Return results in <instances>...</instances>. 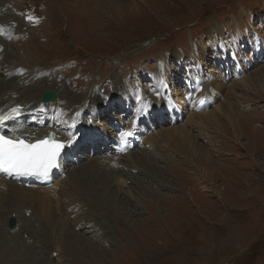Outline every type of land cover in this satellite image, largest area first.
<instances>
[{"label": "rangeland", "instance_id": "rangeland-1", "mask_svg": "<svg viewBox=\"0 0 264 264\" xmlns=\"http://www.w3.org/2000/svg\"><path fill=\"white\" fill-rule=\"evenodd\" d=\"M1 1L0 23L7 11L15 15L12 35L21 39L8 43L12 67L59 73L75 91L83 89L71 114L103 98L93 128L114 139L135 120L140 143L130 150L134 166L116 158V177L105 178L107 190L118 192L116 209L94 194L95 204L74 202L80 194L71 200L66 188L73 183L65 181L71 169L59 178L53 170L47 195L29 191L18 202L0 196V264H264V0ZM162 56L171 81L157 90ZM195 73L202 88L215 76L225 84L190 93ZM239 79H248L245 87ZM142 98L177 111L165 106V115L149 117ZM222 103L234 109L231 124L218 112ZM209 111L216 116L203 117L205 129L186 123ZM182 124L189 134L180 137ZM160 131H169L170 140ZM104 147L91 155H104ZM84 172L79 181L90 187ZM10 216L24 234L8 228Z\"/></svg>", "mask_w": 264, "mask_h": 264}, {"label": "bare ground", "instance_id": "bare-ground-1", "mask_svg": "<svg viewBox=\"0 0 264 264\" xmlns=\"http://www.w3.org/2000/svg\"><path fill=\"white\" fill-rule=\"evenodd\" d=\"M1 2L2 1L0 0V4H2ZM15 19H16L15 15L13 16L11 13L9 14V11H7L6 21H4L5 25L2 22L0 23V26L4 25L3 28L0 27V64L4 65L3 67L4 71L3 73L0 74V134L9 136L14 139H25L29 143H33L36 140H43V139H49V140L57 139L59 142L63 141L65 146L61 150V153H60V157L58 160L59 166L52 168V169L54 171L59 172V175L57 176L58 178L61 172L63 173L71 169L70 173L67 175L65 179V181L71 182V184L73 183L72 184L73 186L68 185V187L66 188V191L69 190L68 194L70 193V195L68 196L72 197L71 200H73V197L75 196L77 197V195L80 194V196L82 195L81 199L75 197L76 201H74L78 204H81L80 206H82V203L87 205L88 201L89 202L92 201V203L94 202L98 203L97 202L98 200L101 203V205L108 203V205L109 204L111 205L110 207L112 208L115 207L116 209V203L118 201L116 203L115 201L119 197L118 192H116L114 195L110 193L108 191V190H111L109 188L110 186L108 187V190H107L106 187L108 184L106 182L107 179L105 178H109V180L112 181L116 177L115 174L117 173L116 172L117 170L115 171V164L118 165L116 158L121 159L123 156H125L126 158L128 157V159L130 160L131 166H134L133 163L135 162V160L130 159L129 157V155L131 154V151H127L123 154H116V151L118 152L119 148H122L121 147L122 142L126 140L127 135H129L130 133H133V130H136L138 128V124L135 122V120H133L134 122L127 123L128 129H125V131L123 132H121V130H118L119 133L117 134L114 133L117 136V138H119V141L117 142L116 140L118 139L111 138V135H109V132L106 129H99L97 127L93 128L92 126L93 121H95V118H97L98 115L100 114L98 111L99 110L101 111L102 105L100 104L102 103L103 98L100 101L97 100L91 103H83L78 108H75L74 113L71 114L69 111L76 106L77 99L80 96H83L85 94L83 89L78 90V92L75 91L74 87H72L71 82L69 83L65 81L66 78L61 76L59 73L52 74L51 72L44 71V70H38L35 72L34 69L32 72L30 70H22L18 68H13L11 65V61L9 60V56H8L9 54L8 43L14 42L16 45L21 44L20 43L21 39H19L17 36L18 34L12 35V33L15 31V28L17 26L14 27L13 25H10V22ZM61 35L63 37L64 34H61ZM203 59L204 57L199 58L201 62L203 61ZM80 63L82 64L84 62L82 61ZM206 63L207 61L204 62V64ZM158 64H159L158 69H157L158 73L156 74L157 77L154 76V83H155L157 90L164 89L167 85V81H171L170 72L166 68L168 67L166 63V58H164L163 56L159 57ZM22 65L24 67L31 68L26 64H22ZM71 66H72V63L69 62L68 70H70ZM255 75L258 77V83H259L262 75L259 76L258 73H255ZM194 76H195L194 78H196L195 83L191 87L194 91L201 92L202 90H204V88H206V91L210 90L214 92L215 91L214 88L217 89V91H220L223 85L225 84L223 83L220 76L218 77L215 76V79L213 82L207 84V86L205 87L203 86L204 88H202L199 85L201 82L200 78L196 75V73ZM60 77H63V78L61 79ZM247 81L248 79L237 80V82L241 83V85H243L244 87L246 86ZM252 82H254L253 87H255V85H257V81L252 80ZM105 86L109 87L110 83L106 82ZM261 86H264V85H261ZM53 87H56L57 89ZM51 90L57 92V94L59 95L58 100H62V101L59 103L57 100L55 103H51V102L47 104L41 103L42 94L47 91H51ZM62 90H65L64 96H63ZM103 95L104 94H102V97ZM164 96L165 95H163V97ZM161 100L163 99L161 98ZM109 101H110L109 98L106 99V102H108L107 104L110 103ZM94 103L99 105L96 109L93 108L95 106ZM142 104H143L142 106H145L146 104L147 109H148L147 112L150 113L149 117L151 116L155 117V115L157 114L162 115V116L163 114L165 115V111H167L165 110L166 109L165 106H170L167 109L172 114L173 112L177 111L174 105H168V104L160 105L159 103L155 104L149 101L144 102V98H142ZM222 105L226 106V108L222 109L220 105L218 106V112H220V114L227 117L231 124L233 122L232 117L233 115H235L234 109H232V106L230 104L222 103ZM105 106H106L105 108H107V106L111 108V105H105ZM244 110H248V108ZM179 114L180 113L177 112L176 117H178ZM197 115L199 114H196L194 116V119L196 118ZM204 116H206L207 119H213L216 115L211 113L210 111L208 114L200 113L197 119L189 121V122L187 121L186 123L192 124L193 127L198 126L199 128L205 129V126L202 123L204 121L203 120ZM170 117L168 118L170 119ZM170 121L171 119L169 120V122ZM186 127H187L186 125L182 124V127L179 129V132L175 131L176 134L180 135V137L182 135L189 134L188 131L185 130ZM50 134L53 135L51 138L49 137ZM157 135L159 137H165L164 138L165 140H170V138L172 137V134H170L169 131H160ZM76 138H80L83 141L80 143L76 142L75 141ZM151 138H154V137L153 136L151 137V133L148 131L146 134L145 140L150 141ZM165 140H162V141H164V143L167 144L168 142L166 143ZM90 142L92 144L91 148L87 151V153H85V151H82L83 150L82 148L85 144L90 143ZM109 142L118 143L117 147H115V150L113 148L115 144L111 145L112 147L110 148L112 150L111 152H107V149L108 147H110V145L109 146H106V145ZM133 142L134 141L132 140L130 145ZM101 143L102 145H105L106 147V148L104 147V150L106 149V152H104V155H97L96 153L91 155V153L94 152V150L97 151V153H99V150H101L100 149ZM63 167L65 168L63 169ZM53 170L48 171L47 174H41V173L19 174L11 179L6 178L4 175L0 174V196L11 195L10 196L12 198L11 200L13 202L14 201L18 202L22 199H26L27 197H29V194H28L29 191L34 192L33 195L38 196L37 190H41L47 195L49 188H46V186L42 182L45 179V175H48L50 177V174H52ZM81 171L82 172L87 171V173L84 174V176L90 177L89 178V183H91L89 185L90 187H87L86 185L82 184V182L80 183L81 179L79 181V177L81 176L83 178L82 176L83 173L80 174ZM91 173H96L95 174V176L97 175L96 178H103V180L101 182H98L96 185L94 181H97V179L94 178V176H91L90 175ZM19 179H22V181L19 182L18 181ZM28 180H33L34 182H29V184H27ZM52 180H53V183L50 187H53V185L55 186L54 175L52 177ZM40 186H42V188L44 189L39 188ZM73 190L76 191V194L72 193ZM84 194L88 196V200H86L87 199L86 196H85L86 199L84 198ZM93 194L95 195L97 199L96 201L93 200L94 198L92 199L91 197V195ZM42 199L44 200V198ZM4 200H1V202L3 201L5 203L4 205L6 206V202ZM1 204L2 203H0V205ZM7 206H10V203ZM16 224H17L16 230L19 231L20 229H22L20 228V224L18 223ZM25 228L29 229V225H27ZM24 231L25 229L23 231L20 230L21 235L25 233Z\"/></svg>", "mask_w": 264, "mask_h": 264}, {"label": "snow or ice", "instance_id": "snow-or-ice-1", "mask_svg": "<svg viewBox=\"0 0 264 264\" xmlns=\"http://www.w3.org/2000/svg\"><path fill=\"white\" fill-rule=\"evenodd\" d=\"M64 146L63 142L56 140L28 143L0 134V171L8 174H47L59 166L58 160Z\"/></svg>", "mask_w": 264, "mask_h": 264}, {"label": "water", "instance_id": "water-1", "mask_svg": "<svg viewBox=\"0 0 264 264\" xmlns=\"http://www.w3.org/2000/svg\"><path fill=\"white\" fill-rule=\"evenodd\" d=\"M57 98V94L55 91H47L43 94L42 97V102H49V101H54ZM7 225L9 229H13L16 225V218L14 216H10L7 220Z\"/></svg>", "mask_w": 264, "mask_h": 264}]
</instances>
